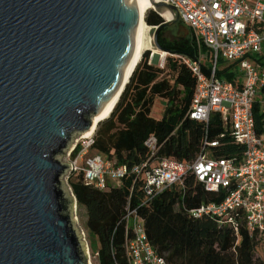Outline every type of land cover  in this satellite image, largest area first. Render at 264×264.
Returning <instances> with one entry per match:
<instances>
[{
    "label": "water",
    "instance_id": "water-1",
    "mask_svg": "<svg viewBox=\"0 0 264 264\" xmlns=\"http://www.w3.org/2000/svg\"><path fill=\"white\" fill-rule=\"evenodd\" d=\"M138 23V0H0V264H88L60 156L119 91Z\"/></svg>",
    "mask_w": 264,
    "mask_h": 264
},
{
    "label": "trees",
    "instance_id": "trees-1",
    "mask_svg": "<svg viewBox=\"0 0 264 264\" xmlns=\"http://www.w3.org/2000/svg\"><path fill=\"white\" fill-rule=\"evenodd\" d=\"M145 21L150 27L163 23L154 11L146 15ZM165 29L158 42L168 53V74L164 76V69L149 64L150 53H144L110 117L98 125L91 147L95 153L128 168L150 157L145 143L151 136L158 140V157L183 162H192L201 153L206 137L220 141V146L212 149L214 156L242 149L230 136L222 137L223 123L218 114L208 125L190 119L197 82L183 58H195L197 50L191 36L166 40ZM234 66L219 70L217 78L235 81L238 72L232 70ZM159 99L166 105L162 116L155 117L153 108ZM254 115L258 132L263 133L264 109L259 101ZM70 179L78 204L87 210V226L99 244L100 264H128L124 220L128 207L137 209L144 218L149 240L171 264H264L256 258L258 243L244 225L237 234L216 217L195 218L190 214L203 202L222 201L221 196L197 184L192 174L185 179V189L164 190L146 204L143 182L132 174L111 182L105 190L87 185L83 175H71Z\"/></svg>",
    "mask_w": 264,
    "mask_h": 264
},
{
    "label": "built area",
    "instance_id": "built-area-1",
    "mask_svg": "<svg viewBox=\"0 0 264 264\" xmlns=\"http://www.w3.org/2000/svg\"><path fill=\"white\" fill-rule=\"evenodd\" d=\"M154 1L173 6L175 13L170 12L168 18L154 6L147 13L154 11L163 22L178 16L189 28L197 50L195 58H183L197 82L190 119L208 125L218 114L223 123L222 137L230 136L242 149L214 156L212 149L219 147L220 141L206 137L201 153L192 162H183L158 157L159 143L151 136L145 143L150 157L128 168L97 153L90 154L94 134L81 138V143L78 141L70 150V176L83 175L87 185L105 190L111 182L132 174L143 182L146 204L164 190L185 189V179L192 174L197 184L221 196L222 201L203 202L190 214L195 218L216 217L237 234L244 225L258 243L257 248L264 247V132H258L254 115L257 101L264 109V101L259 98L264 92L263 57L259 56L264 50V0ZM221 60L240 68L235 81L217 78ZM124 220L128 264H171L152 245L137 209L128 207Z\"/></svg>",
    "mask_w": 264,
    "mask_h": 264
},
{
    "label": "rangeland",
    "instance_id": "rangeland-1",
    "mask_svg": "<svg viewBox=\"0 0 264 264\" xmlns=\"http://www.w3.org/2000/svg\"><path fill=\"white\" fill-rule=\"evenodd\" d=\"M154 32H155V30L152 28V31L150 33L152 34L151 36L153 37V39H154ZM163 35H164V38L168 41H173V40H176V39L181 38V37L188 38L191 36L189 28L184 23H182L180 20H178L177 22L166 27ZM154 46L157 49V50L155 49L156 54L154 52H152L151 50L146 51V52L150 53L149 64L154 65L155 67H157L159 69H164L163 75L165 76L168 74L167 69H166L167 51H164V50L158 48L155 44V41H154ZM259 56L263 57V60H264V50ZM230 65L232 66L233 63L223 61V60H221L219 62V68L220 69H223V68L230 66ZM232 70L236 71V72H241L240 68L236 67V66H234L232 68ZM259 98L264 101V96H261ZM165 105L166 104L164 101H162L160 99L157 100L155 103V106L153 108V115L155 117L162 116ZM84 135L85 134L81 135L79 133H76L73 136V140L71 141L69 148L64 151L65 155L60 156V159L64 163H70V161L72 160L71 159L72 157H69L70 150L74 147V145L78 141H80V143H81V141H82L81 138H87ZM89 153L93 154L94 151L90 148ZM69 176H70V170H69V172H67L62 177V182H63L65 192L68 194V196L72 197V196H74V193H73V190L70 186L71 179L69 178ZM75 217L77 218L76 227L78 228L79 232L83 235V241H84V244H85L87 251L89 250L88 252L90 253L91 262H93L94 264H100L99 256H98L99 244L97 242V239L93 235V233H91V231L88 229V226H87L88 215H87L86 208L78 204V211H76ZM256 252H257L256 258L264 260V247L262 245H260L256 249Z\"/></svg>",
    "mask_w": 264,
    "mask_h": 264
},
{
    "label": "bare ground",
    "instance_id": "bare-ground-1",
    "mask_svg": "<svg viewBox=\"0 0 264 264\" xmlns=\"http://www.w3.org/2000/svg\"><path fill=\"white\" fill-rule=\"evenodd\" d=\"M152 7H153V4H152L151 0H138L139 23H138V27H137L136 36H135V45H134L132 57H131V59L127 65L126 71H125V76H124L122 85H121L119 91L113 97V99L109 102V104L107 105L104 112L101 115L95 117L92 128L89 131L83 133V134H85L84 135L85 137L88 138V137L94 135L95 131L98 128V125L102 121H104L110 117L111 113L113 112L115 106L117 105V103H118V101H119V99L123 93L122 91H124L123 90L124 87L129 82L135 68L137 67V65L141 61L144 53L148 50L149 51L151 50L152 52H154L156 54V52H155L156 47L153 46L154 39L151 36L152 34L150 33L152 31V27H150L145 21L146 14L149 11V9H151ZM162 14H164L168 18L171 17V13L168 10L162 11ZM76 211H77V206H74V217L76 216ZM75 220L77 222L76 217H75ZM86 251H87V249H86ZM88 251H87L88 264H92V262L90 260V253Z\"/></svg>",
    "mask_w": 264,
    "mask_h": 264
},
{
    "label": "crops",
    "instance_id": "crops-1",
    "mask_svg": "<svg viewBox=\"0 0 264 264\" xmlns=\"http://www.w3.org/2000/svg\"><path fill=\"white\" fill-rule=\"evenodd\" d=\"M261 96H264V93H261V94H260V97H261ZM93 154H96V153L94 152Z\"/></svg>",
    "mask_w": 264,
    "mask_h": 264
}]
</instances>
